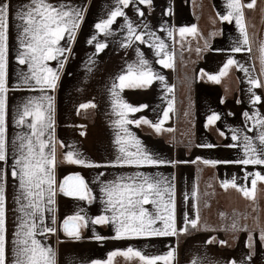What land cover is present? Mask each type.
Returning <instances> with one entry per match:
<instances>
[{"label":"crops","instance_id":"crops-1","mask_svg":"<svg viewBox=\"0 0 264 264\" xmlns=\"http://www.w3.org/2000/svg\"><path fill=\"white\" fill-rule=\"evenodd\" d=\"M3 2L9 6L5 116L8 159L0 162V168L5 172L2 186L8 264H14L17 232L28 219L35 220L38 226L34 238L54 251L55 264H95L97 261L100 264H144L139 257L122 254L128 248L147 258L173 252L170 264H232L233 261L235 264H264V181L257 180L254 198L240 191L241 188L252 191L254 174L264 175V165L235 163L245 158L244 137L251 138L253 145L259 148L257 138L264 132V125L257 123L264 120V87L256 88L249 83L250 79H259L264 84V0H255L251 9L244 8L247 45L242 44L243 35L235 18L231 22L221 19L228 12V0H152L151 5L131 0L122 7L125 15L118 16L110 26V34L99 32L95 25L120 7L118 0H49L53 5L82 11L75 38L65 33L59 42L58 47L67 51L55 60L46 61V66L59 76L55 88L38 86L32 79L24 83L25 78L31 76L32 66L30 62L19 63L20 54L25 51V21L20 16L31 8L33 0ZM249 2L251 0H242L245 5ZM129 25L133 35L129 34ZM192 27L196 29L195 34L180 35L181 28ZM137 35L143 39H136ZM101 43L106 47L98 50L97 45ZM160 44L165 46L163 52L157 47ZM183 44L201 54L186 64L190 66L192 102L188 133L184 135L178 128L169 135L167 131L157 132L153 125L163 121L169 107L160 102V97L165 98L170 89L172 92L173 83L181 78L179 69L183 61L176 51L180 52ZM235 47L242 50L232 51ZM166 56L172 57V67L160 63ZM229 59L236 63L225 70ZM142 61H146L145 70H151L154 77H163V80L153 78L150 85L117 89V92L123 102L134 107L147 105L138 112L127 113V120L141 123L133 122L126 127L154 159L165 161L155 165L121 163L117 143L118 135L124 136L126 141L130 138L116 124L120 115L114 107L113 87L119 83L121 75L127 74L129 65L140 66ZM221 71L226 74L220 76ZM209 76H219V82L210 80ZM154 84L163 85L157 87L158 92L152 97L151 93L156 90L155 87L151 90ZM166 84H171V88H166ZM255 96H260L261 100L254 103ZM45 97L52 98L53 123L41 140L47 145L45 155L52 153L55 158L54 196L53 202L48 203L45 184L43 212L29 218L25 212L30 209L25 207L22 211V205L28 204L22 195L26 190L11 171L17 167L15 161L20 157L18 138L32 136L29 125L34 120L29 116L23 124L17 121L30 101L46 107ZM153 98L157 101L155 105L151 102ZM81 105L94 107L81 108ZM213 114L220 119L209 125L208 117ZM144 120L150 123H143ZM233 135L239 139L233 140ZM33 144L38 146L34 137ZM128 150L135 151V145L130 143ZM68 152L78 154L87 164L95 166L68 163ZM74 174L84 179L91 202L61 191L65 179ZM137 174L159 181L162 188L172 190L176 235L116 239L114 223H94L101 215H112L110 209L106 210L105 185ZM233 180L237 187L231 186ZM225 182L229 183L227 189L223 187ZM162 201L159 210L152 203L144 207L154 214L159 211L167 215L163 205L170 202L169 193L164 194ZM76 215L87 221L86 226L80 228V239L69 237L63 227L65 219ZM194 219L197 226L193 228L187 221ZM49 227L55 231L47 232ZM155 227H162V222L158 221ZM185 227L187 231L182 230ZM114 252L117 254L113 256ZM156 264L168 262L157 260Z\"/></svg>","mask_w":264,"mask_h":264},{"label":"snow or ice","instance_id":"snow-or-ice-1","mask_svg":"<svg viewBox=\"0 0 264 264\" xmlns=\"http://www.w3.org/2000/svg\"><path fill=\"white\" fill-rule=\"evenodd\" d=\"M120 7L113 10L109 18L103 20L95 25L99 32L110 34L109 29L112 23L118 16H124L125 13L122 7L127 6L131 0H118ZM142 4L151 5L152 0H139ZM255 6V0L246 5L242 3V0H228V12L222 16L221 19L231 22L235 18L237 25L243 35V45L249 43V38L244 23V8L249 9ZM9 13L8 4L0 0V162H7V141H6V76H7V19ZM143 15V12L140 13ZM20 18L25 21L23 28L24 52L20 54L19 63H31L32 72L30 77H26L24 83L27 84L29 79L35 81V84L41 87L55 88L56 81L59 76L51 68L46 66V61L55 60L58 56H62L67 49L58 47L60 40L64 38L65 33L75 38V32L79 27V22L82 20V11L78 9L67 8L64 5H53L49 0H33L32 6L29 10L23 13ZM180 35L183 37L185 33L195 34V27L192 28H181ZM129 34L133 35L131 25H129ZM171 35V33H169ZM95 39V37H93ZM136 39L142 40L143 37L140 35L136 36ZM106 47L105 44H98V50H103ZM160 52L164 51V45L160 44L157 46ZM241 47H235L232 49L234 52H240ZM250 51V48L248 49ZM264 51V48H262ZM172 57L166 56L165 59L161 60L160 63L166 67H172ZM167 61V62H166ZM146 61H142L140 66L129 65L128 72L125 75H121L119 83L113 87V97L115 100L114 107L118 109L120 119L116 121L122 133L128 136L130 140L126 141L124 136H117V143L120 145L121 158L120 162L123 164L133 165H155L165 163L163 160L154 159L146 150L140 146V141L135 140L132 134L128 132L126 127L127 124L136 123L140 124L141 121H129L126 119V115L129 112H138L141 107H147L143 105L141 107H134L126 102H123L117 89L124 88H138L150 85L153 78L163 80V77H154L151 70H145L143 64ZM236 61L229 59L224 65V69L227 70L229 66L235 64ZM62 66V65H61ZM226 74V71H221L220 76ZM210 80L219 82V76H209ZM249 83L256 88L264 87L259 79H250ZM47 100V106L43 104L30 101L28 105H25L17 121L19 124L25 122L26 117H33L34 122L29 125L32 129L31 137H19L21 141L19 145L20 157L15 161L17 167L13 168L11 175L13 177H19L21 181V188L26 190V193H22L25 199L28 200L26 206L22 205V211L26 207L30 211L25 212V216L32 218L36 213H42L43 208L41 202L44 200V185H47V191L49 193L48 203H52V197L54 196V190L52 185L54 184V177L52 168L55 166L54 154L50 153L45 155L44 149L47 146L41 137L44 133L52 127V98L45 97ZM261 100L260 96H255L254 103ZM94 107V105H81V108ZM172 111V106H169V110L164 113V119L168 118V112ZM247 116V113H245ZM220 119L219 115L213 114L208 117V124H214L215 121ZM254 119V117H249ZM143 123H150L144 120ZM161 123L153 125L157 132L161 131ZM258 124L264 125V120H257ZM223 135V133H221ZM33 137L38 142V146L33 144ZM233 140L239 139L237 135L232 136ZM260 142V147L257 148L253 145L251 138L244 137L246 141L244 145L245 158L235 163L243 165H264V132L257 138ZM26 141V142H25ZM135 145V151H129V144ZM206 147H213V145H205ZM235 147V145H232ZM26 151V155L24 154ZM68 163L82 164L89 167L95 166L87 164V162L78 156L74 152H68L66 155ZM231 161H225L229 163ZM205 163H216L215 161ZM252 175V174H249ZM5 172L3 168H0V264H8L7 258V227H6V203L5 193L3 189ZM252 180V191H248L245 188H241L240 191L248 197L254 198V191L256 188L257 180L264 181V175L259 173L254 174ZM73 177H68L65 180V185H68V181L72 180ZM75 180L77 183L69 187L61 188L68 196H77L80 199H87L91 202V193L88 189L84 179L80 176H76ZM232 187H237L235 181L231 182ZM223 187L227 189L229 183L225 182ZM103 191L106 194V210L110 209L112 212L111 216L101 215L94 221L95 224H108L114 223L116 239H123L128 237H140V236H168L176 235V227L174 223V200H171L170 188H162L159 181H152L150 178L145 177L142 174L136 176L121 177L118 181H113L110 184H106ZM169 193L170 202L163 205L164 211L167 215H161L159 211L155 214L149 212L144 207L145 205L152 203L156 204L159 210L162 206V198L165 193ZM155 197V199H153ZM162 222V227H155L157 222ZM187 223L191 227L197 226V220H190ZM87 221L80 215L74 217H68L64 221V231L66 234L74 239H80L81 233L80 228L86 226ZM37 224L35 220H25L20 225V231L17 232V251L15 254L14 264H55V253L51 248L45 247L40 244L34 237L36 234ZM235 227V225H233ZM187 231V227L182 229ZM47 232H54V228H47ZM97 239H103V237H96ZM264 239V236H262ZM211 243V241H209ZM225 243V242H221ZM252 246L251 242L248 245ZM117 253H112L116 255ZM124 255H131L139 257L144 264H156L157 260H164L170 264L171 259L174 256L173 252H169L166 256L147 258L144 257L139 251H134L132 248H128ZM250 258V257H249ZM95 264H100L99 261ZM195 264V262H193ZM235 264V261L232 262Z\"/></svg>","mask_w":264,"mask_h":264},{"label":"rangeland","instance_id":"rangeland-1","mask_svg":"<svg viewBox=\"0 0 264 264\" xmlns=\"http://www.w3.org/2000/svg\"><path fill=\"white\" fill-rule=\"evenodd\" d=\"M188 46H189L188 44H183L182 50L180 52L176 51L178 52V54L181 55V57L179 58H181V60L183 61L181 68L179 69V71L181 70L180 80L173 83V91L171 92L170 89L165 98L162 96L160 97L161 103H166L169 104V106L170 105L172 106V111L168 112V118L166 120L163 119L162 128H161L162 131L164 132L167 131L169 135L175 133L176 129L178 128L182 130L184 135H186V133H188V127L190 124L189 120L192 110V102L190 96L191 81L189 76L190 66H187L186 64H188L189 61H191V59H195L196 57L198 58L201 52L198 51L194 52L195 50L191 51L189 50ZM162 85L163 84H154L151 86V90L152 87H155L154 89H156L153 93H151L152 97L154 94L155 95L157 94L158 92L157 87L161 88ZM170 85L171 84H166V88ZM151 102L153 105H155L157 101L155 100V98H153ZM168 110L169 107L167 111Z\"/></svg>","mask_w":264,"mask_h":264},{"label":"water","instance_id":"water-1","mask_svg":"<svg viewBox=\"0 0 264 264\" xmlns=\"http://www.w3.org/2000/svg\"><path fill=\"white\" fill-rule=\"evenodd\" d=\"M76 176H79V175L74 174V175H70V176H68V177H73V179L68 181V185H65V181H64V183H63V187H69V186H71V185H75V184L77 183V181L75 180V177H76ZM68 177H67V178H68ZM65 180H66V179H65Z\"/></svg>","mask_w":264,"mask_h":264}]
</instances>
